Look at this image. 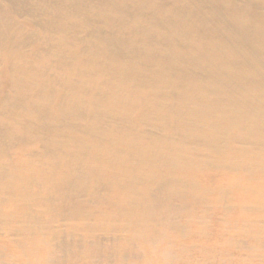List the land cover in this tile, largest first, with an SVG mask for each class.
I'll return each mask as SVG.
<instances>
[{
    "label": "bare ground",
    "instance_id": "6f19581e",
    "mask_svg": "<svg viewBox=\"0 0 264 264\" xmlns=\"http://www.w3.org/2000/svg\"><path fill=\"white\" fill-rule=\"evenodd\" d=\"M0 264H264V0H0Z\"/></svg>",
    "mask_w": 264,
    "mask_h": 264
}]
</instances>
